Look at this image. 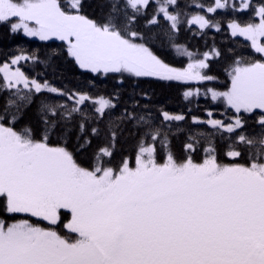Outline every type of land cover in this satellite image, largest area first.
Listing matches in <instances>:
<instances>
[{"label":"snow or ice","instance_id":"snow-or-ice-1","mask_svg":"<svg viewBox=\"0 0 264 264\" xmlns=\"http://www.w3.org/2000/svg\"><path fill=\"white\" fill-rule=\"evenodd\" d=\"M99 6L0 0L10 35L63 45L43 59L0 52V264H264V0ZM57 56L121 85L176 83L186 105L204 97L224 111L170 112L135 89L122 103L92 79L57 85ZM220 75L224 90L204 87Z\"/></svg>","mask_w":264,"mask_h":264},{"label":"trees","instance_id":"trees-1","mask_svg":"<svg viewBox=\"0 0 264 264\" xmlns=\"http://www.w3.org/2000/svg\"><path fill=\"white\" fill-rule=\"evenodd\" d=\"M88 3L91 4V7H88L86 11L88 13H95L96 15H100V2L101 0H87ZM215 36V40L217 43H223L224 37L223 34H215L210 33L206 39H208L209 43L211 42L212 36ZM182 39H184L183 33L181 34ZM192 45H203L204 40L193 39L191 41ZM17 45L30 49V50H39L41 58L43 59L47 53H49L52 49L61 50L63 45L60 41L50 40L47 42L39 41L37 38H27L22 35H10L7 31L6 26H0V52L10 51L15 48ZM172 53H169V58L172 57ZM31 67V65H29ZM213 74H218L220 65L218 63H214L212 65ZM47 74L50 79H52L57 85L67 84L69 86L77 85L80 87H87L88 80L92 79L95 83V88L93 91L99 90L101 92H112L114 89L119 88L123 93V100L127 101L129 99V95L135 89V92L139 94L141 91L147 92L150 97L151 104L154 106H167L170 112H178L182 108L191 107L193 109V114L195 115H203V109L205 107H212L217 112L224 111V105L222 102L218 101L215 104H212L209 99H205L204 97H200L197 108V103L193 100L191 105H186L183 102V97L181 93L183 88L176 83H165L162 81H157L152 78H139V79H129L127 76L124 79V83L117 84V77L115 75H108L106 77H93L92 74L81 75L80 70L75 67L70 61H68L64 56H57L55 59L51 61V64L47 68ZM226 84V79L224 75L219 76V80L205 84L204 87H213L219 90H224V86ZM141 103H148V101L142 100ZM32 109H35V105L32 106ZM118 111V110H117ZM230 115V113H229ZM190 119V117H189ZM23 123V122H22ZM21 125H18V127ZM53 144L56 143L57 137L55 135L52 136ZM183 139V137H180ZM75 135L72 134V144H74ZM177 141H174L176 143ZM95 143V141H93ZM70 144V147L72 146ZM132 147V141L128 140L126 143L118 144L117 146V158L120 155V149L123 148L125 151H130ZM200 153L196 154V159L200 158ZM81 158H83V154H81ZM62 215H67L63 213ZM34 223H39L41 226L46 227V222L39 221L36 218H31ZM58 231L63 232L62 224L59 225Z\"/></svg>","mask_w":264,"mask_h":264},{"label":"rangeland","instance_id":"rangeland-1","mask_svg":"<svg viewBox=\"0 0 264 264\" xmlns=\"http://www.w3.org/2000/svg\"><path fill=\"white\" fill-rule=\"evenodd\" d=\"M64 217H65V219H66V218H67V215H66V216L64 215ZM36 219H37V218H36ZM61 224H62V226H63V223H61Z\"/></svg>","mask_w":264,"mask_h":264}]
</instances>
